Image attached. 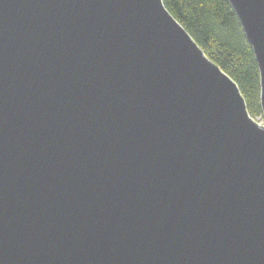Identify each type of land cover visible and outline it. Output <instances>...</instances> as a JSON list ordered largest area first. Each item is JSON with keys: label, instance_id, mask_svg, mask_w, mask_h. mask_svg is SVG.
<instances>
[{"label": "water", "instance_id": "water-1", "mask_svg": "<svg viewBox=\"0 0 264 264\" xmlns=\"http://www.w3.org/2000/svg\"><path fill=\"white\" fill-rule=\"evenodd\" d=\"M263 123L162 0H0V264H264V0H228Z\"/></svg>", "mask_w": 264, "mask_h": 264}, {"label": "trees", "instance_id": "trees-1", "mask_svg": "<svg viewBox=\"0 0 264 264\" xmlns=\"http://www.w3.org/2000/svg\"><path fill=\"white\" fill-rule=\"evenodd\" d=\"M162 2L204 54L237 84L250 116H262L258 67L228 0Z\"/></svg>", "mask_w": 264, "mask_h": 264}, {"label": "rangeland", "instance_id": "rangeland-1", "mask_svg": "<svg viewBox=\"0 0 264 264\" xmlns=\"http://www.w3.org/2000/svg\"><path fill=\"white\" fill-rule=\"evenodd\" d=\"M254 119L257 121V122H259V123H263V117L262 116H256V117H254Z\"/></svg>", "mask_w": 264, "mask_h": 264}]
</instances>
